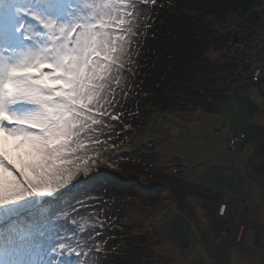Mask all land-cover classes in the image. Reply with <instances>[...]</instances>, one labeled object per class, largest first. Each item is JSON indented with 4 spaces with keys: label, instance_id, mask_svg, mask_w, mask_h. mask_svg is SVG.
<instances>
[{
    "label": "snow or ice",
    "instance_id": "1",
    "mask_svg": "<svg viewBox=\"0 0 264 264\" xmlns=\"http://www.w3.org/2000/svg\"><path fill=\"white\" fill-rule=\"evenodd\" d=\"M155 2L0 0V264H88L79 241L31 210L79 188L81 173L89 177L96 161L80 154L81 133L106 115L121 120L106 105H119L114 88L140 47L139 14ZM95 195L67 205L76 210Z\"/></svg>",
    "mask_w": 264,
    "mask_h": 264
},
{
    "label": "rangeland",
    "instance_id": "2",
    "mask_svg": "<svg viewBox=\"0 0 264 264\" xmlns=\"http://www.w3.org/2000/svg\"><path fill=\"white\" fill-rule=\"evenodd\" d=\"M254 3L259 16H264V0ZM253 45L256 48L249 58L250 70L233 78L243 77L241 81L202 92L197 97L201 101L192 108L175 110L172 116L152 123L149 132L161 137L147 143V148L139 147L146 156L109 152L106 165H100L99 172L105 171L122 182L120 190L114 192H121V198L131 196L125 198L123 221L156 237L157 241L143 239L145 244L138 254L142 264H264V247L253 243L255 231H264V194L248 177L249 167L264 159L261 30ZM254 68L262 69L257 84L252 82ZM232 137L236 138L234 144ZM127 139L116 138L110 146L128 147ZM109 158L113 168L108 167ZM99 172H91L89 177ZM156 183L160 184L154 186ZM171 191L176 201L170 199ZM221 204L227 205L222 218L217 214ZM241 219L246 220V232ZM242 226L243 234H235ZM149 255L153 259L149 260Z\"/></svg>",
    "mask_w": 264,
    "mask_h": 264
},
{
    "label": "trees",
    "instance_id": "3",
    "mask_svg": "<svg viewBox=\"0 0 264 264\" xmlns=\"http://www.w3.org/2000/svg\"><path fill=\"white\" fill-rule=\"evenodd\" d=\"M238 3L239 0H156L155 4L142 6L137 21L140 47L133 46L131 57L126 58L125 73L114 88L119 105L115 109L106 105L112 114L123 113L122 118L112 121L106 115V124L93 126V131L80 136L86 149L80 154L96 161L89 164V176L99 172L100 165H106L109 152L116 156L135 152L146 156L139 147L147 148V143L153 144L160 136L149 132L152 123L172 116L175 110L192 108L199 102V94L229 86L240 72L246 75L251 52L256 48L253 41L260 30V16L253 2L254 8L238 17ZM232 66L235 67L231 69ZM94 137L102 143L96 144ZM121 137H128V147L110 146L111 141ZM140 137L144 138L137 142ZM94 149L97 150L92 152ZM82 175L76 179L82 181ZM136 179L142 180L139 176ZM78 183L80 187L62 200L41 198L31 210L32 215H51L63 233L73 242L79 241L86 253L81 259L88 264H142L138 254L145 244L143 239L156 237L123 221L126 200L131 196L121 198V192H114L120 190L122 182L101 170ZM90 191L96 195L85 201L86 206L77 205L76 210L68 207L67 201ZM169 195L176 201L172 191ZM221 228L228 230L224 225ZM153 254L157 255V251Z\"/></svg>",
    "mask_w": 264,
    "mask_h": 264
},
{
    "label": "flooded vegetation",
    "instance_id": "4",
    "mask_svg": "<svg viewBox=\"0 0 264 264\" xmlns=\"http://www.w3.org/2000/svg\"><path fill=\"white\" fill-rule=\"evenodd\" d=\"M249 170L250 172L248 173V177L253 183L256 184V186H259V188L262 189V193L264 194V159H259L257 162L255 161V166L254 164L251 165L249 167ZM243 225L245 227L246 232V220L243 221ZM253 241L256 246L260 248L264 247V231H262V233L255 231Z\"/></svg>",
    "mask_w": 264,
    "mask_h": 264
},
{
    "label": "built area",
    "instance_id": "5",
    "mask_svg": "<svg viewBox=\"0 0 264 264\" xmlns=\"http://www.w3.org/2000/svg\"><path fill=\"white\" fill-rule=\"evenodd\" d=\"M260 30H261V33L264 34V16H260ZM252 82L254 84H257L259 81H260V78H261V75H262V69L261 68H256L252 71ZM244 138V137H243ZM231 141H232V144H234V142L236 141V138L235 137H232L231 138ZM225 212H226V209L224 208L223 211L220 212V214L218 215L219 217H224L225 216ZM242 221V219H241ZM243 222V221H242ZM240 231V232H239ZM242 232H244V227L242 226V228H240L238 230V232H236L235 234H243ZM234 234V235H235ZM237 236V235H236ZM241 236V235H240Z\"/></svg>",
    "mask_w": 264,
    "mask_h": 264
},
{
    "label": "water",
    "instance_id": "6",
    "mask_svg": "<svg viewBox=\"0 0 264 264\" xmlns=\"http://www.w3.org/2000/svg\"><path fill=\"white\" fill-rule=\"evenodd\" d=\"M254 0H239L237 8H240L238 15L245 16L249 12V7L253 5Z\"/></svg>",
    "mask_w": 264,
    "mask_h": 264
}]
</instances>
